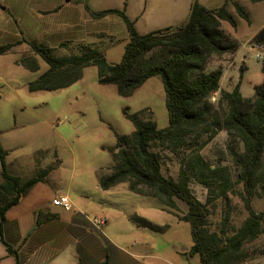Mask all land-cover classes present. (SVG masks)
Masks as SVG:
<instances>
[{"label": "trees", "instance_id": "obj_1", "mask_svg": "<svg viewBox=\"0 0 264 264\" xmlns=\"http://www.w3.org/2000/svg\"><path fill=\"white\" fill-rule=\"evenodd\" d=\"M252 3L264 0H249ZM230 0L219 9H208L200 0H192L190 14L179 27H167L140 34L136 21H132L125 9L93 10L85 3L90 17L102 20L108 16L120 17L127 28L130 40L125 46L122 60L110 64L106 56L97 49L84 48L81 55L57 56L44 44L23 39L0 45V56L14 48L27 44L34 56L23 58L17 64L37 72L41 69L39 56L49 68L28 88L31 92L56 91L68 88L83 77L84 69L96 66L99 83L114 85L121 97H130L154 77L162 80L169 125L159 128L157 122L145 117V110L126 118L134 125V132L119 135L114 131L117 143L103 147L115 159L116 166L110 174L98 172L102 189L109 190L127 183L131 192L154 197L165 204L178 220L190 224L193 246L190 256L198 255L202 264H241L251 257L249 245L264 236V210L254 209L256 198L264 199V83L255 87V97L246 98L241 93V82L233 91H221L223 71H207L214 55L235 54L240 44L222 29V22L236 28L237 22L228 10ZM241 18L250 21L245 9L233 2ZM253 43L264 47V27L253 38ZM264 73V64L262 67ZM243 76V73L241 74ZM221 92L218 106L211 103L213 95ZM112 130L114 128L110 126ZM228 133L231 142L242 146V151L233 150L234 164L239 169L238 181L243 186V202L249 213L240 227H230L229 217L211 229L212 204L199 200L191 190L196 180L208 190L215 191L220 184L218 196L233 190L222 167L213 168L202 156L201 149L221 131ZM206 136L199 148L182 158L179 178H169L163 173L162 157L155 146L167 147L179 154L190 146L193 138ZM43 153V152H42ZM7 151L0 143V234L7 212L27 195L38 183L47 180L56 166L41 169L37 176L24 180L12 175L6 163ZM187 206L180 213L178 202ZM131 221L138 227L153 232H164L167 226L154 224L147 218L133 216ZM9 254L18 258V253L6 245Z\"/></svg>", "mask_w": 264, "mask_h": 264}, {"label": "rangeland", "instance_id": "obj_2", "mask_svg": "<svg viewBox=\"0 0 264 264\" xmlns=\"http://www.w3.org/2000/svg\"><path fill=\"white\" fill-rule=\"evenodd\" d=\"M18 0H4L0 3V29L5 35L0 36V45L18 40L19 35L28 41L38 43L36 32L25 28L26 22L16 27L13 4ZM94 10L125 9L126 14L136 21L140 34H146L168 26L179 27L189 17L192 0H84ZM21 2V0H20ZM227 0H200L208 9H219ZM233 2L242 6L250 17L247 22L239 16ZM75 8L82 12L84 5L69 3V0H49L39 7L52 8L57 4ZM9 7V10H5ZM13 9V10H12ZM228 10L237 22L236 28L228 22H222L225 33L240 44L235 54L214 55L208 64L207 71L221 69L223 78L221 91L231 92L241 82V93L246 98L255 97V87L264 83V47L253 43V38L264 27V2L252 3L249 0H230ZM97 28L102 27L100 48L90 46L103 53L110 64L122 60L125 46L130 37L124 21L115 15L102 20H95ZM108 28V29H107ZM15 33V34H14ZM83 47V46H82ZM84 48H88L85 46ZM83 49L69 48L56 51L57 56L81 55ZM27 44L0 56V127L5 128L8 121L18 125L14 132L3 135L4 148L12 149L8 161L11 168L26 169L29 176L36 173V163L46 157L45 166L62 164V174L58 181L69 184L70 173L75 172L73 189L83 186L90 190L99 204L103 202L109 216H117L123 208L133 216L147 218L154 224L167 226L164 232L147 230L142 234L135 227L136 238L146 240L148 247L177 264H202L198 255L190 256L193 246L190 224L178 220L176 216L154 197L141 196L130 191L127 183L119 185L109 194L100 188H93L99 183L97 172L103 170L110 174L116 166L113 156L103 147L114 146L116 135H129L135 128L125 116L134 115L145 110V117L154 119L159 128L169 125L166 107V94L160 77L151 78L130 97H121L114 85L99 83L98 69L90 66L84 69L83 77L68 88L56 91H29V84L36 81L48 68V64L39 56L41 69L32 72L16 62L34 56ZM261 55L262 59L257 56ZM243 73V76L241 74ZM221 92L211 98V103L218 106ZM112 126L114 130L110 128ZM206 136L193 138L190 146L179 154L170 152L167 147L155 146L162 157L163 173L166 177L178 179L182 158L191 151L197 150ZM242 151V146L231 142L228 133L221 131L212 141L201 149L202 156L215 167H222L227 179L232 182L233 190L225 196H218L220 184L211 192L205 186L193 180L191 190L202 202L209 197L212 204L211 229L214 231L225 218L229 217L230 227H240L249 213L243 202V186L238 181L239 169L234 164L232 151ZM43 152V153H42ZM57 155H56V154ZM57 158H55V156ZM61 183V184H62ZM96 190V191H95ZM99 191V194H98ZM102 193V194H101ZM180 213L187 211V206L178 202ZM254 209L264 210V199L253 201ZM144 229V228H142ZM251 257L241 264H264V236L249 245Z\"/></svg>", "mask_w": 264, "mask_h": 264}, {"label": "crops", "instance_id": "obj_3", "mask_svg": "<svg viewBox=\"0 0 264 264\" xmlns=\"http://www.w3.org/2000/svg\"><path fill=\"white\" fill-rule=\"evenodd\" d=\"M48 1L14 2V25L18 28L25 21V28L36 32L37 44L51 47L54 53L69 48L83 49L85 46L100 48L102 27H96L95 19L85 9L84 0H69V3L83 4L82 12L62 3L52 8L39 7L38 3L46 4ZM0 3H4V0H0ZM5 10H9V7ZM5 32L0 29V36H4ZM23 39L19 35L18 40L6 44ZM17 125L16 120L13 124L9 120L5 128L0 127V143L8 153L6 163L9 172L28 180L48 167L45 166L48 158L40 160V164L36 163V173L31 176L26 174V169L11 168L8 159L12 149L4 148L2 137L14 132ZM62 164L56 166L46 181L36 184L19 204L7 212L2 237L0 234V264H177L153 252L146 240L136 238L135 227L142 234H146L147 230L131 221V212L121 208L117 216L111 217L106 205L103 202L99 204L90 195V190L81 185L74 190L75 172L70 173L69 184L58 181L63 175ZM118 186L104 190L99 183H93L94 189L100 188L107 194ZM60 196H67L71 200V210L53 204V200ZM100 219L105 221L104 226L98 224ZM6 245L17 251L18 258L9 254Z\"/></svg>", "mask_w": 264, "mask_h": 264}, {"label": "built area", "instance_id": "obj_4", "mask_svg": "<svg viewBox=\"0 0 264 264\" xmlns=\"http://www.w3.org/2000/svg\"><path fill=\"white\" fill-rule=\"evenodd\" d=\"M257 58L260 60L262 59L261 55H258ZM53 204L59 207H63L67 210H71L73 208V204L71 202V200L67 197V196H60L56 199L53 200ZM98 224L100 226H104L105 225V221H103L102 219L98 220Z\"/></svg>", "mask_w": 264, "mask_h": 264}]
</instances>
